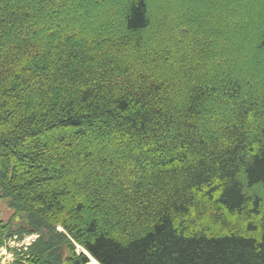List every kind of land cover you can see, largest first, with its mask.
<instances>
[{"label":"trees","instance_id":"trees-1","mask_svg":"<svg viewBox=\"0 0 264 264\" xmlns=\"http://www.w3.org/2000/svg\"><path fill=\"white\" fill-rule=\"evenodd\" d=\"M0 190L11 264H264V0H0Z\"/></svg>","mask_w":264,"mask_h":264},{"label":"rangeland","instance_id":"rangeland-1","mask_svg":"<svg viewBox=\"0 0 264 264\" xmlns=\"http://www.w3.org/2000/svg\"><path fill=\"white\" fill-rule=\"evenodd\" d=\"M13 218V211L10 209L7 200L0 199V220L7 222ZM15 223H19L20 217L16 216L14 219ZM12 229L15 228L14 223L11 224ZM37 234H29L25 235L22 239H18L15 237H9L6 240L5 245L0 248V264H11L15 258V254L12 251L13 248H26L33 240H35L38 236ZM11 249V250H10ZM90 261L94 260L92 257L89 258ZM95 261V260H94ZM96 263V262H95Z\"/></svg>","mask_w":264,"mask_h":264},{"label":"bare ground","instance_id":"bare-ground-1","mask_svg":"<svg viewBox=\"0 0 264 264\" xmlns=\"http://www.w3.org/2000/svg\"><path fill=\"white\" fill-rule=\"evenodd\" d=\"M89 264H95V261L94 260H91Z\"/></svg>","mask_w":264,"mask_h":264},{"label":"water","instance_id":"water-1","mask_svg":"<svg viewBox=\"0 0 264 264\" xmlns=\"http://www.w3.org/2000/svg\"><path fill=\"white\" fill-rule=\"evenodd\" d=\"M2 196V193H1V190H0V197ZM83 252H85V251H83ZM86 253V252H85ZM95 264H97V261H96V263Z\"/></svg>","mask_w":264,"mask_h":264}]
</instances>
